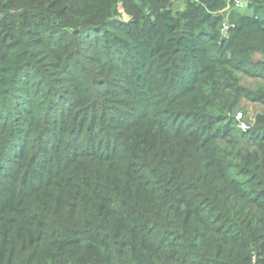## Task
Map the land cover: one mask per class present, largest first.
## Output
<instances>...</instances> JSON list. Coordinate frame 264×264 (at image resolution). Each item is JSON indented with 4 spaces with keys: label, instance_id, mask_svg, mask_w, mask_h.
Listing matches in <instances>:
<instances>
[{
    "label": "trees",
    "instance_id": "obj_1",
    "mask_svg": "<svg viewBox=\"0 0 264 264\" xmlns=\"http://www.w3.org/2000/svg\"><path fill=\"white\" fill-rule=\"evenodd\" d=\"M227 1L0 0V264H264V0Z\"/></svg>",
    "mask_w": 264,
    "mask_h": 264
},
{
    "label": "rangeland",
    "instance_id": "obj_2",
    "mask_svg": "<svg viewBox=\"0 0 264 264\" xmlns=\"http://www.w3.org/2000/svg\"><path fill=\"white\" fill-rule=\"evenodd\" d=\"M188 0H171V5H172V8L174 11H180L183 9V7L185 6L186 2ZM231 0H228L225 4V6L222 8V10H220L219 14L222 15V16H228V14H230V11L231 9L233 8V4L230 2ZM228 22V21H225V23ZM224 23V24H225ZM229 23V22H228ZM247 81V85L250 86V87H255L258 82L256 81H253V80H246ZM245 107L247 109V114L249 117H252V119H254V116L257 114V113H260L261 112V108H259L258 106H256L255 104H249V102H246L245 104ZM244 114L243 112L241 111H238L236 112V116L238 114ZM252 119L249 121L248 120V123L250 125L253 124V121Z\"/></svg>",
    "mask_w": 264,
    "mask_h": 264
},
{
    "label": "built area",
    "instance_id": "obj_3",
    "mask_svg": "<svg viewBox=\"0 0 264 264\" xmlns=\"http://www.w3.org/2000/svg\"><path fill=\"white\" fill-rule=\"evenodd\" d=\"M188 1L198 2V0H188ZM233 2L236 4V6H243L244 3L247 5V2L243 1V0H233ZM233 28H235V26L233 24H230V23L226 22L223 25L222 34L227 36L229 31L231 29H233ZM237 120H238V123H239V128L243 132H247V131H249L251 129V125L247 121H244V117H243L242 114H238Z\"/></svg>",
    "mask_w": 264,
    "mask_h": 264
},
{
    "label": "water",
    "instance_id": "obj_4",
    "mask_svg": "<svg viewBox=\"0 0 264 264\" xmlns=\"http://www.w3.org/2000/svg\"><path fill=\"white\" fill-rule=\"evenodd\" d=\"M243 6H247L245 3H244V5Z\"/></svg>",
    "mask_w": 264,
    "mask_h": 264
}]
</instances>
